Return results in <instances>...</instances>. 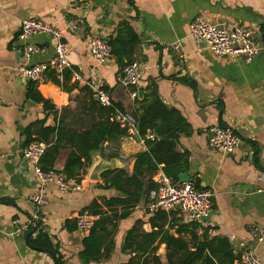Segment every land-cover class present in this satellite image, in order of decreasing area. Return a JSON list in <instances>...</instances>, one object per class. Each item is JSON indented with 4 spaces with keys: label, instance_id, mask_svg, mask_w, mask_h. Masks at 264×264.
<instances>
[{
    "label": "crops",
    "instance_id": "crops-1",
    "mask_svg": "<svg viewBox=\"0 0 264 264\" xmlns=\"http://www.w3.org/2000/svg\"><path fill=\"white\" fill-rule=\"evenodd\" d=\"M29 18L60 29L70 51L72 67L64 75L71 72V78L65 82L64 75L56 76L71 91L55 84L49 78L51 73L36 85L55 106L57 120L43 104L27 99L28 82L17 76L19 66L42 64L54 56L56 41L48 35L28 40L43 52L28 60L18 53L21 25ZM197 18L215 25L245 27L253 33L261 53L251 63L214 55L190 34L191 23ZM75 20L83 22L84 29L79 33L67 30L68 23ZM129 30L139 38L134 62L143 66L145 76L138 86L125 88L119 81L122 68L117 58L112 54L106 64L97 65L89 44L94 38L109 43ZM179 42L181 53L167 50L168 45ZM76 84L95 93L107 92L113 105L134 116L139 106L131 93L137 92L139 98L143 91V99L147 88L155 86L161 100L179 110L192 129L190 135L179 138L177 150L188 154V167L181 173H187L197 189L214 194L210 221L194 223L210 227L211 237L228 238L237 255L245 249L253 250L264 264V242L259 243L252 232L264 226V0H0V264H56L50 255L30 246L52 251L58 264L138 263L145 255L136 250L137 244L145 235L159 230L151 221L156 213L147 209L146 193L127 218L120 217L124 207L103 206L108 218L117 216L106 224V246L111 252L100 262L81 260L83 242L90 231L79 230L77 218L94 201L103 205L106 200L124 198V194L104 188L106 180L102 178L88 180V171L80 181L75 180L83 184L81 191L60 194L53 184L41 186L33 165L23 155L28 132L35 137L41 129L57 127L60 118L69 129H84L81 122L86 116L78 99L85 103V93L79 88L72 90ZM111 120L115 121L113 117ZM214 126L230 127L238 133L242 143L236 152L227 155L209 147L208 133ZM50 139L54 143L56 136ZM66 144L54 165L58 173L64 170L72 152ZM146 151L140 136L128 132L118 146L106 142L93 156L111 171L123 169L131 176L136 155ZM162 173L163 167L153 181ZM37 193L48 198V205L37 207L29 202V196ZM168 214L170 219H179V224H191L177 214ZM16 220L31 225L28 233L36 229L31 239H38L41 231L45 235L43 244L49 246H33L30 240L29 246L28 233L16 236ZM171 233L176 235L175 230ZM130 235L134 246L125 248ZM183 237L190 239L189 234ZM157 246L156 256L167 264L166 245L158 241L154 244Z\"/></svg>",
    "mask_w": 264,
    "mask_h": 264
},
{
    "label": "trees",
    "instance_id": "trees-1",
    "mask_svg": "<svg viewBox=\"0 0 264 264\" xmlns=\"http://www.w3.org/2000/svg\"><path fill=\"white\" fill-rule=\"evenodd\" d=\"M122 33L125 35L122 34L115 40H110L109 44L112 47V54L117 58L123 70L128 64L134 62L135 48L139 43V38L130 30ZM71 76V72L65 74V82ZM49 78L64 90L71 91L62 84L55 73H51ZM37 83L28 81L27 99L43 104L44 108L52 112L57 120L58 111L50 101L41 95L37 89ZM75 88H79L81 93H85V103L78 99L86 116L81 122L84 129L82 131L69 129L63 118H60L57 127L41 129L35 137L34 133L28 132L29 136L25 146L32 142L44 143L47 149L41 159V166L44 171H50L54 170L58 154L63 149V144L67 143L66 145L72 148V152L60 174L65 175L68 179L80 181L82 174L86 173L92 165L94 152L102 151L106 142H112L118 146L120 140L128 135V131L122 129L118 122L111 120L117 111L125 112L121 106L103 107L95 99L96 93L93 90L88 87L80 88L77 84L72 87V90ZM147 92L143 99H135L139 107L134 113L139 124V136L145 140L147 151L136 155L133 175L129 176L123 169L110 170L102 174V179L106 180L104 188L119 190L124 194V198H112L106 200L103 205L94 201L87 208L86 211L98 217V220L95 221L83 242L84 248L80 257L85 263L105 260L111 252L106 246L109 236L106 224L117 216L108 218L103 206L124 207L126 210L120 217L121 219L127 218L131 214V209L141 202L143 194L149 195V192L156 187L152 177L160 171L161 167H163L164 174L170 177L174 183H179L180 173L188 167V154L180 153L177 147L181 135L192 133L189 122L179 110L168 107L161 100L155 86H149ZM80 115L82 116V113L78 117ZM149 133L155 134V140H146ZM52 136H56L54 143L50 139ZM130 189L135 191L132 192ZM169 216L166 212H158L151 218V221L158 225L159 230L145 235L144 240L137 244L136 250L143 253L145 258L141 262L131 261L128 264H163L160 257L156 256L159 247H154L158 241L160 245H166L167 264H240L241 255L235 254L228 238L211 237L210 227H204L197 223L179 224V219L175 217L170 219ZM167 226L168 229H166ZM172 230H175L177 236L171 233ZM198 231L202 232L201 235ZM183 234H189L190 239H185ZM43 237L45 235L40 231L38 239L30 238L31 245L49 246V244H43ZM133 239L134 237L131 235L128 236L125 248L134 246L131 243ZM148 256H151V259Z\"/></svg>",
    "mask_w": 264,
    "mask_h": 264
},
{
    "label": "built area",
    "instance_id": "built-area-1",
    "mask_svg": "<svg viewBox=\"0 0 264 264\" xmlns=\"http://www.w3.org/2000/svg\"><path fill=\"white\" fill-rule=\"evenodd\" d=\"M84 29L82 20L70 21L67 30L79 33ZM190 34L198 42H204L207 47L218 57L243 59L246 63H251L261 53L262 48L257 45L253 33L240 25L221 26L215 25L205 19L197 18L190 26ZM37 35L51 36L55 41L53 58L45 63L37 65H21L17 68V76L25 81L38 82L46 73H55L62 76L71 69L70 51L64 43L63 32L43 21L35 18H29L22 22L18 41L21 43L17 49L18 53L25 59H30L32 55L43 52L37 46L28 43L31 37ZM91 55L97 65L106 64L112 56V47L102 38H94L89 44ZM173 50L181 53V43H175L167 46V50ZM145 76L143 66L138 62L128 64L119 76L120 84L125 88L135 87L141 83ZM76 79L80 77L76 75ZM96 97L103 107H112L113 103L109 94L102 90L96 91ZM137 92L131 93V98L136 99ZM114 120L128 132H138L137 118L128 113L117 111ZM153 133L147 135L146 140H155ZM141 142L145 140L141 138ZM242 139L238 133L230 127L214 126L209 129L208 144L209 147L222 154H233L241 146ZM47 146L42 142H32L23 151L24 157L30 161L34 167V172L41 184L47 186L53 184L60 194L66 195L72 192H79L83 189L82 183L68 179L65 175L54 170L44 171L41 166ZM111 152H116L112 150ZM156 187L149 192L147 209L150 213L166 212L174 213L180 216L186 223L203 221L209 217L213 208L214 194L209 190L197 189L191 183H174L173 180L165 174H159L154 178ZM29 202L37 207L48 205V198L37 193L29 196ZM97 218L89 211H85L77 218V228L81 231H90ZM15 230L16 236H24L31 229L30 224L19 223ZM259 243L264 242V226L260 229L252 230ZM240 264H261L251 249H245L240 258Z\"/></svg>",
    "mask_w": 264,
    "mask_h": 264
},
{
    "label": "water",
    "instance_id": "water-1",
    "mask_svg": "<svg viewBox=\"0 0 264 264\" xmlns=\"http://www.w3.org/2000/svg\"><path fill=\"white\" fill-rule=\"evenodd\" d=\"M143 94H144V92L140 91L139 92V98H142ZM105 166H106V164H104L101 161H97L96 162L95 161V156H93L92 165H91V167L89 169H87V171L89 172L88 175H87V179L88 180H92V181L100 180L102 178V174L104 172L112 170V169H109V167H105ZM178 178H179V182L180 183H190L191 182V179H190V177H189V175L187 173H181ZM210 217H211V215L209 217L205 218L204 220L210 221ZM35 232H36V229L34 228L27 235L26 239H27V243H28L29 246H30L29 240H30L31 236ZM30 247L35 249V250H37V251H40V252H43V253H46V254L50 255L54 259L56 264H58L57 257L52 251L47 250V249H43V248H37V247H32V246H30ZM163 251H164V248L161 249V252H163Z\"/></svg>",
    "mask_w": 264,
    "mask_h": 264
}]
</instances>
